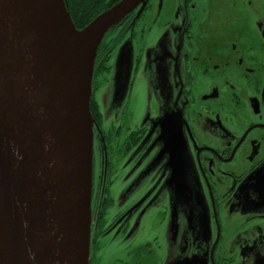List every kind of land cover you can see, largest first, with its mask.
<instances>
[{"label":"flooded vegetation","instance_id":"obj_1","mask_svg":"<svg viewBox=\"0 0 264 264\" xmlns=\"http://www.w3.org/2000/svg\"><path fill=\"white\" fill-rule=\"evenodd\" d=\"M145 4L107 34L94 63L89 264L104 234L119 226L129 235L130 219H140L144 192L132 171L145 143L157 145L168 174L179 165L177 181L153 175L149 185L171 206L172 225L128 244L117 261L264 264V0ZM152 17L165 47L152 54L141 108L137 67ZM175 191L185 198L181 210ZM118 193L121 208L108 213Z\"/></svg>","mask_w":264,"mask_h":264},{"label":"water","instance_id":"obj_2","mask_svg":"<svg viewBox=\"0 0 264 264\" xmlns=\"http://www.w3.org/2000/svg\"><path fill=\"white\" fill-rule=\"evenodd\" d=\"M146 2L78 29L65 0H0V264H89L95 55Z\"/></svg>","mask_w":264,"mask_h":264},{"label":"rangeland","instance_id":"obj_3","mask_svg":"<svg viewBox=\"0 0 264 264\" xmlns=\"http://www.w3.org/2000/svg\"><path fill=\"white\" fill-rule=\"evenodd\" d=\"M155 19V17H152L150 22H154ZM153 22L151 28H149V32L144 38V48L141 52L143 59L137 67V83L138 89L140 91L141 108L145 102V88L147 82L153 77L152 68H150L152 54L154 51H159L162 46L163 48L165 47L162 44V41L166 36L162 34V29H158L157 26L153 24ZM122 46L124 49L130 48L128 39L123 41ZM132 46L133 50L137 52V47L133 43ZM127 66L131 72L132 64L127 62ZM106 80L107 79H104L103 86L101 87L103 91H105L107 87L105 83ZM185 152L187 159H189L190 154L187 152L186 148ZM137 164L138 163H135L133 165L134 169L132 167V173L134 175V180L143 187L144 192L138 206L140 219H130L131 233L129 235H123L121 231H119L118 226L102 236L100 239V249L98 251V259L96 264H120L117 259L123 256L128 244L135 245L139 242L150 240L153 237L156 228H159L164 224L172 225L170 222L171 220L168 221L169 216L172 214L171 206H169V204L166 205L167 202L164 205L163 200L161 198L159 200V196H157L156 193L153 194L149 185L152 182L153 175L159 176L160 180L168 185H170L172 181H177L176 172L179 165H174L170 172L171 175L168 174L162 169L164 164L162 163L159 153H157V145L152 144L146 148V143L142 160L138 165ZM120 188L121 186H119L117 190H120ZM174 195L177 209L181 210V207L186 203L185 198H182L184 195L179 191H175ZM174 195L172 194V199L174 198ZM119 196L120 195L118 193V199L114 205L108 209V213H115L121 208V205L118 204ZM182 220L184 219L179 217L178 221Z\"/></svg>","mask_w":264,"mask_h":264},{"label":"trees","instance_id":"obj_4","mask_svg":"<svg viewBox=\"0 0 264 264\" xmlns=\"http://www.w3.org/2000/svg\"><path fill=\"white\" fill-rule=\"evenodd\" d=\"M118 1L119 0H65V3H66L67 9L69 11L70 17H71L74 25L78 29H81L84 26H86L95 16H97L98 14H100L101 12H103L108 7H110L111 5L115 4ZM134 10L130 11L128 13V15L121 21L120 24H122L126 20L127 17H130L132 15V12H134ZM135 19L136 18L134 17L133 22ZM120 24L118 23L116 26H114L112 29H110L106 33V35L104 36V38L102 39V41L100 42V44L97 48L95 60H96V56L98 54L97 53L98 49L100 50V48L106 42L107 34L111 30H114ZM95 60H94V63H95Z\"/></svg>","mask_w":264,"mask_h":264},{"label":"bare ground","instance_id":"obj_5","mask_svg":"<svg viewBox=\"0 0 264 264\" xmlns=\"http://www.w3.org/2000/svg\"><path fill=\"white\" fill-rule=\"evenodd\" d=\"M79 35H80V38H82L83 34L81 33V34H79Z\"/></svg>","mask_w":264,"mask_h":264}]
</instances>
